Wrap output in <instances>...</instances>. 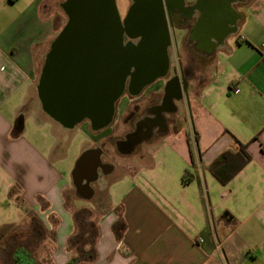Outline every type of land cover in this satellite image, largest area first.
<instances>
[{
    "label": "crops",
    "instance_id": "crops-1",
    "mask_svg": "<svg viewBox=\"0 0 264 264\" xmlns=\"http://www.w3.org/2000/svg\"><path fill=\"white\" fill-rule=\"evenodd\" d=\"M66 1L0 0V233L21 231L33 217L52 240L46 263L30 246L33 264H70L76 255L69 241L77 229L66 195L75 190L78 210L89 208L82 202L98 201L101 209L105 204L96 256L79 264H264V0L232 5L237 20L222 38L191 36L200 10L180 23L177 43L172 38L167 50L166 81L158 83L161 77L144 95H163L169 76L189 66L179 61L187 44L193 46L189 59L212 60L210 75L203 80L195 73L183 98L173 100L177 127L168 112L167 129H154L129 152L118 146L125 130L113 131L116 150L128 163L109 160L102 138L83 143L80 157L102 149L100 162L108 165L98 168L93 182H77L76 167L69 180L64 164L78 125L87 123L88 133L103 128H94L89 116L63 125L41 96L47 55L70 20ZM124 99L122 110L130 98ZM120 102L113 127L126 114L119 112ZM235 139L250 160L222 184L209 167L223 153L240 150ZM79 186L88 187L87 197ZM119 219L124 228L117 232ZM6 251L0 247V264L11 260Z\"/></svg>",
    "mask_w": 264,
    "mask_h": 264
},
{
    "label": "flooded vegetation",
    "instance_id": "flooded-vegetation-1",
    "mask_svg": "<svg viewBox=\"0 0 264 264\" xmlns=\"http://www.w3.org/2000/svg\"><path fill=\"white\" fill-rule=\"evenodd\" d=\"M104 1L106 0H98V3L104 6ZM242 1L214 0L215 4L212 5L211 0H197L190 4H187L186 0H132L128 16L125 19L120 18V25L123 29L122 35L117 34L115 29H112V32L99 34L96 38H82L79 40L75 36L69 37L67 47L69 63L71 66L75 61L83 63L81 68L84 72L76 84L83 86L85 90L84 100L96 106V110L98 109L97 115H95L97 118L95 119L101 118L100 111L104 105H109L112 102L114 104L113 114L108 124V127H111L115 121L116 104L123 97L130 98L127 101V112L123 116V122L129 126V130L123 133V139L118 142L120 151L129 152L136 146L141 145L156 128L158 132L167 129L168 121L165 115L168 112L171 113V119L177 127L176 120L173 118L177 113V108L173 104V100L183 98V92L188 86L189 79L195 76L192 65L180 68V70L169 76L163 95L158 100L154 98L148 101V98L156 95V93L144 95L145 90L161 77L148 84L141 85L140 79L136 76L141 71L144 76H148L161 67L159 63L162 58L160 56L161 50L158 47L159 42L156 40L159 37L160 40L162 39V29L159 22L164 23L169 30L170 43L173 36L174 43H177L178 35L175 31L180 32V23L182 21L187 23L194 16L195 11L200 10L202 14L196 27L191 30V36L200 38L203 35L200 25L202 22H208L210 28H213V32L211 31L209 36L222 38L233 30L232 24H235L237 20V14L231 6H238ZM217 2L220 3L219 7ZM213 6L219 8L215 16L210 13ZM141 25L144 26L142 31L139 30ZM77 40L85 42L82 44L83 47H79ZM132 40H137V43ZM127 56L130 60L132 80L127 81L125 91L114 102V92L120 71L123 68V59ZM143 58L150 61V63L142 64ZM192 61L194 62V59ZM74 76L69 77V85L74 83L72 81ZM66 118V120H69V114H66ZM99 150L102 152V149ZM99 167L107 168L108 165L100 162ZM82 171L85 174L84 176L87 177V171L85 169ZM97 178L98 175L96 180ZM78 193L87 197L88 187L79 186ZM96 204H98V201L93 202L92 205L95 206Z\"/></svg>",
    "mask_w": 264,
    "mask_h": 264
},
{
    "label": "water",
    "instance_id": "water-1",
    "mask_svg": "<svg viewBox=\"0 0 264 264\" xmlns=\"http://www.w3.org/2000/svg\"><path fill=\"white\" fill-rule=\"evenodd\" d=\"M211 1L212 5L213 3L215 4L214 0ZM104 2L103 6L98 3V0H67L64 8L70 20L61 36L53 43L41 78V96L46 111L63 125L69 127L77 125L81 119L89 116L94 120V128L101 129L107 127L112 119L114 108L112 102L109 105L102 106L103 108L100 111V114H102L101 118L95 119L97 118L95 115H97L98 109L96 110V106L84 100L85 90L83 86L77 85L78 83L76 84L83 75L84 71L81 68L83 63L75 61L71 66L69 63V53L67 52L70 36H75L79 40L82 38L90 39L96 38L99 34L110 33L113 31L112 29H115V32L119 35L123 34V29L120 25L121 19L115 0H106ZM217 5L219 7L220 3ZM215 6L210 11L213 16L217 15V9L219 10ZM159 25H161L162 29V39L160 40L159 37L156 40L159 42L158 47L162 54H160L162 58L161 62H159L161 67L158 71L150 73L148 76H144L142 71L139 72L136 77L140 79L141 85L148 84L166 75L168 71L169 60L167 50L171 44L169 30L161 21ZM201 27L202 34L207 37L213 30V28H210L208 22H202ZM143 29L144 26L141 25L139 30L142 31ZM83 43H85L83 40L78 41L79 47H83ZM92 44L94 45L93 42ZM140 49L142 48L140 47ZM142 61V64L150 63V61L144 58ZM130 74V60L127 56L123 59V68L120 71L117 87L114 92V102L125 91L127 81L132 80ZM72 75H75L72 80L74 83L69 85V77ZM66 114H69V120H66ZM99 156L100 152L96 150H88L81 155L77 161L75 170L77 182L83 179H86L88 182L96 180L100 163ZM83 169L87 171V177L84 176Z\"/></svg>",
    "mask_w": 264,
    "mask_h": 264
},
{
    "label": "rangeland",
    "instance_id": "rangeland-1",
    "mask_svg": "<svg viewBox=\"0 0 264 264\" xmlns=\"http://www.w3.org/2000/svg\"><path fill=\"white\" fill-rule=\"evenodd\" d=\"M196 1L197 0H186V2L188 4L194 3ZM115 3L117 5V9H118L120 18L125 19L128 16V13L130 11V7L132 5V0H115ZM170 32L172 33V31H170ZM175 32L177 35H179L178 30ZM172 38L174 40V36ZM181 48H182V52H181V54H179V61H181V63L183 65L185 63H186V65H189V66L192 65L194 67L196 75L199 76L200 79H203V80L207 79L208 76L210 75L211 71H212V63H211L212 60L204 62V61H199L198 59H196V61L193 62L192 59L188 58V54L193 56V46L188 45V44L186 45V48H189V51H183V48L185 49V47H183V46H181ZM175 53L176 52L173 49V51H171V55H172L171 60H172L173 65L176 64V56L177 55ZM164 81H166L165 77L161 78L158 83H161ZM160 97H161V94H156V95L152 96L151 98H148V101L153 100L154 98L158 100ZM144 103H145V101H144ZM124 104H125V99L122 98L121 102L119 103V105L117 107L120 113H122V112L126 113L127 112V107L125 108V110H122L123 107L125 106ZM120 117L121 118H119L118 124H116L114 127L113 126H111V127L107 126V127L103 128L98 133L92 132L90 129H89V133H88V130H86L87 129V123H82V124L78 125L77 128L73 132H71V135L69 137V154H68V157L65 159V164H64V169L66 170V172L68 174L69 180H70L71 175H72V173L76 167V163H77L78 159L80 158V153H79L80 147L86 141H96L97 142L102 138L99 144L101 146L103 145L105 147V149H108V155L107 156L109 157V160H111L113 162H118L119 165H122L124 163L129 162L128 158L123 159L122 157H120L121 155L116 150V147H115L116 140H115V138H113V136H110L113 134V131L115 133H118L119 131L129 130V126L125 125L123 122V117L122 116H120ZM173 118H175V120L178 119L177 116H173ZM106 154H107V152H106ZM114 180L112 182H114ZM110 192L112 193L113 189ZM78 198H80V196L76 193L75 190L69 191L66 195L67 206L69 208L71 207L72 209H74L75 212L80 211V210H78V207L75 206V204L76 205H79V204H77V203L74 204L75 199H78ZM82 203L86 207H89L88 209H86V212H87L86 215H84L82 217V219L85 220L84 224L88 225L89 223L90 224L93 223L96 227H98L99 217L101 215V212L105 208V204L103 205V207L101 209L100 207H97L96 205L92 206L87 202H82ZM30 225H34L33 217H31L27 221V223H26L27 227L25 228V230L27 229V231H28V229H29L28 227ZM75 226H76V229L78 230L79 226L77 225V223H75ZM28 235H29L28 232L21 233V234H14L12 238L19 239V240L23 239V240H26L27 242L28 241L32 242L33 245L34 246L36 245V247L38 248L37 249L38 252H36L37 256H40V254H41V258L43 259V262L46 263L47 258L50 256L51 250H52L51 237L49 235H46L39 240L37 238H36L37 240H34L33 238H31V239L28 238V240H27ZM83 250L85 251L86 254H88L91 251V247L89 245H84ZM76 252H77L76 249H74L73 255L77 256ZM95 256H96V254H95ZM2 263L3 264H9V263H11V260L2 261Z\"/></svg>",
    "mask_w": 264,
    "mask_h": 264
},
{
    "label": "trees",
    "instance_id": "trees-1",
    "mask_svg": "<svg viewBox=\"0 0 264 264\" xmlns=\"http://www.w3.org/2000/svg\"><path fill=\"white\" fill-rule=\"evenodd\" d=\"M64 29L61 31L58 37L61 36ZM49 53L47 55V58L49 56ZM47 58L43 66V71L47 62ZM235 140L239 144L240 150L236 153H232V152L223 153L209 167L212 174L222 184H227L237 174V172L250 160V156L245 151L244 145L237 139ZM86 213H87L86 209H82L74 213L75 223H77L79 227L76 234L70 239L69 247L71 250L76 249L77 256L71 258L70 264H79V261L92 260L94 259L96 254L95 242H96V237L98 235V227H96L93 223L91 224L89 223L88 225L84 224L85 220H83L82 217L86 215ZM33 220H34V225H31L28 231L27 229L26 230L23 229L21 231L19 230L14 234H21L28 232L29 235L27 236V240L28 238L39 240L42 237L46 236L47 233L43 225L37 219L34 218ZM123 228H124V222L122 219H119V221H117L115 225V230L119 232ZM14 234L7 235L6 233H0V243H2L6 239L9 238L11 239ZM12 239L13 242L10 245H8L9 243L6 242H3L2 245H0L2 249L5 250L7 249V253L9 255V258L11 259V264H33L32 250L30 249V246H32L33 243L29 241L27 242L26 240L17 241V239L14 238ZM84 245H89L91 247V251L88 254H86L85 251L83 250Z\"/></svg>",
    "mask_w": 264,
    "mask_h": 264
}]
</instances>
